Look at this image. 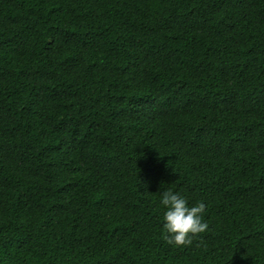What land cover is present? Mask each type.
Returning <instances> with one entry per match:
<instances>
[{"label":"trees","instance_id":"trees-1","mask_svg":"<svg viewBox=\"0 0 264 264\" xmlns=\"http://www.w3.org/2000/svg\"><path fill=\"white\" fill-rule=\"evenodd\" d=\"M0 264H264V0H0Z\"/></svg>","mask_w":264,"mask_h":264},{"label":"clouds","instance_id":"clouds-1","mask_svg":"<svg viewBox=\"0 0 264 264\" xmlns=\"http://www.w3.org/2000/svg\"><path fill=\"white\" fill-rule=\"evenodd\" d=\"M163 208L162 229L164 241L173 247L190 244L192 238L208 230L204 219L206 205L203 201L189 203L186 196L171 188L160 192Z\"/></svg>","mask_w":264,"mask_h":264}]
</instances>
